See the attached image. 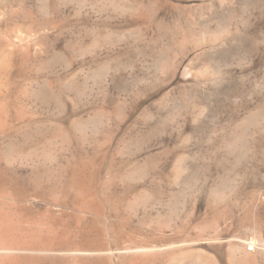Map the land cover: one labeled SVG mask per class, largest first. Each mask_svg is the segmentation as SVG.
Listing matches in <instances>:
<instances>
[{"label":"rangeland","instance_id":"obj_1","mask_svg":"<svg viewBox=\"0 0 264 264\" xmlns=\"http://www.w3.org/2000/svg\"><path fill=\"white\" fill-rule=\"evenodd\" d=\"M0 264H264V0H0Z\"/></svg>","mask_w":264,"mask_h":264},{"label":"bare ground","instance_id":"obj_2","mask_svg":"<svg viewBox=\"0 0 264 264\" xmlns=\"http://www.w3.org/2000/svg\"><path fill=\"white\" fill-rule=\"evenodd\" d=\"M2 248H8V247H2ZM10 249V248H9Z\"/></svg>","mask_w":264,"mask_h":264}]
</instances>
